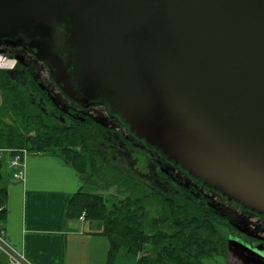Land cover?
<instances>
[{
  "label": "water",
  "instance_id": "water-1",
  "mask_svg": "<svg viewBox=\"0 0 264 264\" xmlns=\"http://www.w3.org/2000/svg\"><path fill=\"white\" fill-rule=\"evenodd\" d=\"M23 39L66 99L264 217V0H0V47ZM227 255L264 264L236 240Z\"/></svg>",
  "mask_w": 264,
  "mask_h": 264
},
{
  "label": "trees",
  "instance_id": "trees-1",
  "mask_svg": "<svg viewBox=\"0 0 264 264\" xmlns=\"http://www.w3.org/2000/svg\"><path fill=\"white\" fill-rule=\"evenodd\" d=\"M42 86L47 90L46 85L32 81L22 84L0 71V113H4V119L0 116V128L3 120L11 121L8 131L0 130V148L51 153L71 166L79 174L82 188L71 198L68 216L78 218L84 213L85 221L99 223L97 229L106 234L113 250L122 247L127 253L137 254L136 264H204L211 256L227 257L231 227L218 213L221 205L215 198L202 196L198 189H191L192 193L184 189L187 179H169L174 189L170 195L134 181L124 170L110 165L111 161L105 160L99 148L94 147L102 138L98 125L89 121L69 127L68 118L61 113L63 108L57 112L58 107L48 100L36 98L32 102L31 92L38 94ZM51 113L56 117L51 118ZM120 123L121 132L125 131L126 126ZM123 146L125 151L134 150L131 142ZM93 159L105 168L102 191L110 184L124 186L129 192L118 205L110 207L102 191L91 193L87 188V178L95 172ZM2 169L0 162V180ZM182 173L183 178L187 177L186 172ZM211 192L220 198L216 192ZM6 197L5 188L0 187L2 226ZM149 207L155 209L154 219H148ZM100 223H105V227ZM4 263V257L0 256V264Z\"/></svg>",
  "mask_w": 264,
  "mask_h": 264
},
{
  "label": "crops",
  "instance_id": "crops-1",
  "mask_svg": "<svg viewBox=\"0 0 264 264\" xmlns=\"http://www.w3.org/2000/svg\"><path fill=\"white\" fill-rule=\"evenodd\" d=\"M0 162L9 243L33 264H97L90 252L95 244L104 245L105 235L67 215L71 198L82 188L79 174L51 153L30 152L21 180L12 177L5 157Z\"/></svg>",
  "mask_w": 264,
  "mask_h": 264
},
{
  "label": "rangeland",
  "instance_id": "rangeland-1",
  "mask_svg": "<svg viewBox=\"0 0 264 264\" xmlns=\"http://www.w3.org/2000/svg\"><path fill=\"white\" fill-rule=\"evenodd\" d=\"M0 50L5 52L4 54L8 56H12L8 54V52L3 50L2 47H0ZM12 57L17 58L21 66L15 67L13 69L15 71L9 73V77L11 79L17 80V78H19L16 77L15 75L21 73L20 71L23 72L24 67H27L26 63H30L32 64V67H34L33 61L27 56H23L22 58H20L13 54ZM35 70L39 71L40 74L42 73L40 77L44 79V81H41L43 85H46L47 83H50V81H53L50 78L49 68L46 65L37 64ZM98 106L99 108L101 107L106 109L105 114L109 115V118L103 116V118H98V120L100 119L102 120V123L105 122L106 124H109L111 126L110 127L111 130L112 129L119 130L120 126H122L119 117L113 114L112 112H110L106 104L99 103ZM0 116H3L4 119V113H0ZM9 122L11 121H9L8 119H6L5 121L3 120V124L1 125L0 128L2 133L8 131L9 128L8 125H11V123ZM111 122H113L116 127H114V125H112ZM124 130L130 133L127 128H124ZM118 133L120 132L117 131V135H119ZM127 140L130 141V139ZM146 146L147 144L137 139V141H135L134 147L138 148L143 153L139 151L138 152L125 151V149L123 151L121 150L119 151V149L116 148L115 146H113V149H111L106 146L103 147L101 143L96 144V146L94 147L97 149L99 148L98 151H100L101 153L100 155L103 156L105 160L111 161L112 158H116L118 162H115L116 164L109 162L110 165L114 166L115 168L124 170V172L128 174L130 177H132L134 181L139 182L140 184H142L147 188L156 190L160 194H165V195L172 194L174 189L173 187L166 184L169 183L168 180H165L164 182L163 180L164 175H162V172L163 174H165V177L168 176V178L171 179V177L174 176L173 172L182 176L183 170H181L180 168H175L174 165L168 162L160 153L156 152L153 148L149 146H147L148 147L147 148ZM93 163H94L93 169L95 172H93V174L87 178V182H88L87 188L90 190L91 193H99L102 191V187H104V176L106 172H105V168L99 162L97 161L95 162V159H93ZM137 169L140 171L139 173H141V175L136 174L135 171H137ZM5 171L7 173L6 168ZM112 176L114 177V175ZM104 190L105 191H102V194L108 198L110 207L114 205H118V202H120V200H123L125 197L129 195V192L126 190L124 186L122 187L119 185L108 184L107 186H105ZM220 198L222 197L220 196ZM210 201H213V199H210ZM148 210H149L148 219L150 218L154 219L155 209L149 207ZM219 212H222L220 207H219ZM89 223L92 225L91 230L99 231L100 233V230L97 229L99 223L91 222V221H89ZM100 224H103L105 227V223H100ZM86 235H90V232L89 231L86 232L85 236ZM104 235L105 237L102 238L104 240V245H102V243H99L98 245L95 244L93 246L94 252H90L91 258H94L97 264H136L137 254L127 253L122 247L117 250H113V247L110 246L106 234ZM262 235L264 236V234ZM204 264H236V263L234 260H232L230 256L227 255V257L211 256L204 260Z\"/></svg>",
  "mask_w": 264,
  "mask_h": 264
},
{
  "label": "flooded vegetation",
  "instance_id": "flooded-vegetation-1",
  "mask_svg": "<svg viewBox=\"0 0 264 264\" xmlns=\"http://www.w3.org/2000/svg\"><path fill=\"white\" fill-rule=\"evenodd\" d=\"M24 42L25 39H23L20 44H14L13 41H8L1 47L3 50L8 52V54L12 56L13 54L20 58H22L23 56H27L33 61L34 67H32V64L30 63H26L27 67L23 66L24 67L23 72L21 71L19 78H17L18 82H21L22 84H26V83L29 84L32 81L35 84L38 83L39 85H42L41 81H44V79L40 77L42 73L40 74V72L35 70V68L37 64H43V65L46 64L38 60L34 56V51L28 50L26 46L22 44ZM20 66L21 65L19 64V61L17 59L16 67H20ZM46 87L47 90L45 89L44 86H42L38 94L31 92V95L33 96V100H32L33 103L35 102L34 100L38 98V101H41V99L45 101L48 100L50 103H52V105L58 107L56 110L57 112H59L58 109L62 110L63 108L61 113L62 115L68 118L69 127H72V125L74 124L77 125L78 123L87 124L90 123L89 121L95 123L101 129V137H102L101 145H103V147L106 146L113 149V146H115L116 148L119 149V151L120 150L123 151L125 149L123 144H126L127 142L129 143L131 142V144L134 146L135 141H137V139L134 136H132L130 133L126 131L121 132L120 128L119 130L117 128H116L117 130L115 129L111 130L110 129L111 126L109 124H106L105 122L102 123V120L101 123L103 125L101 123L98 124L95 122V120H98V118H103V116L109 118V115L105 114L106 109L101 107L99 108L98 106L99 103L94 102L87 106H80L66 99L61 94V92L55 85L54 81H50V83H47ZM50 117L55 118L56 116L53 113H51ZM111 124L114 125V127H116L113 122H111ZM117 131H119L121 134L118 133L119 135H117ZM127 139H130V141ZM132 149H134L133 151H139L143 153L138 148L132 147ZM113 160H117V159L113 158ZM162 175H164L163 178L164 182L165 180L170 179L168 178V176L165 177V174H163V172ZM173 175L174 176H172L171 179L175 181L181 178L184 180L187 179L188 183L186 182L187 185L185 184L186 187L184 189H187L191 193L193 192L191 191V189H195V190L198 189L197 191L201 193L202 196L205 195V197L208 198L213 197L215 198L214 201H216L218 204L221 205L220 209L222 210V212L218 211V213L224 215L223 219L225 218V220L228 222V225L231 227L230 229H228L227 244L229 239L231 240L235 239L238 240L244 246L251 247L253 250L256 249L258 250V252L264 255V236L262 235L264 234L263 216L251 213L243 209L242 207L225 200L223 197L222 198H219L218 196L216 197L214 193L211 192V190L200 185L198 181L193 180L189 176L183 178V176H179V174L175 172H173ZM170 182L172 181L170 180ZM170 182L166 184L173 187L172 183ZM234 261L236 264H239L238 260H234Z\"/></svg>",
  "mask_w": 264,
  "mask_h": 264
},
{
  "label": "built area",
  "instance_id": "built-area-1",
  "mask_svg": "<svg viewBox=\"0 0 264 264\" xmlns=\"http://www.w3.org/2000/svg\"><path fill=\"white\" fill-rule=\"evenodd\" d=\"M17 59L0 53V71L13 70ZM29 151L25 148L7 149L0 148V161L5 157L6 166L12 172L14 179H23L25 176L26 159ZM81 223L85 221V214L78 218ZM0 256L5 259L4 264H33L22 250L14 248L8 241L4 226L0 222Z\"/></svg>",
  "mask_w": 264,
  "mask_h": 264
}]
</instances>
